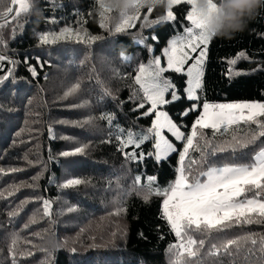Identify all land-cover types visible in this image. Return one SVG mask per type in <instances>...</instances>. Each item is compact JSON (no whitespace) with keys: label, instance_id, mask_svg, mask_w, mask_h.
<instances>
[{"label":"trees","instance_id":"16d2710c","mask_svg":"<svg viewBox=\"0 0 264 264\" xmlns=\"http://www.w3.org/2000/svg\"><path fill=\"white\" fill-rule=\"evenodd\" d=\"M62 3L63 7L55 11L57 22L48 21L53 13L46 0H35L31 14L21 18V27L14 39L10 37L11 26L4 29L7 41L5 54L17 61L29 58V62L37 66L38 75L33 78L21 62L15 69L16 79L0 85V166L22 169L0 174V192L5 194L0 199V249H3L0 264H10L8 247L12 233H19L20 248L32 251L30 257L20 259V264H40L45 254L39 248L55 252L57 264H168L167 247L174 242V236L169 234L165 222L158 218L161 198L151 197V202L145 203L141 196L132 194L123 198L126 211H118L114 203L115 178L125 176L131 169V174L120 181L125 188L131 184V178L137 171L156 175L157 182L165 185L175 178L178 156L172 154L168 161L159 165L150 158L143 164L126 162L116 150L115 141L111 144L102 142L109 132L105 121H97L94 126H74L89 116L102 113H115L117 120L114 123L133 126L138 115L130 111L133 105L125 103L122 109L117 107L118 100L104 95L103 88L110 89L119 100H125L131 83L126 74H134L137 64L146 62L150 57L146 48L134 43L133 34L137 32L139 22L137 28L128 30V34L110 35L99 26L96 0H62ZM185 7H174V11L183 13ZM75 10L82 15H75ZM164 12L163 6H156L150 18H157ZM146 13L147 7L141 10V20ZM111 15L118 17L119 12L113 11ZM81 19L87 20L84 28L90 34L103 36L104 39L91 45L77 43L74 38L60 39L53 44L38 46L40 33L59 32L66 26L78 28ZM185 23L178 15L175 25L168 22L144 30L145 35L151 32L158 36L159 42H152L156 55L161 54L168 39L182 33ZM108 26L111 28L113 22L109 21ZM262 34L264 9L244 31L231 38L211 39L204 66L202 99L216 103L264 102V70L254 71L264 65ZM242 51L249 59H240L235 66H230L228 60L235 59ZM121 53L132 57L131 62L123 63ZM37 57L47 62L42 68L37 65ZM4 67L6 70L12 66L5 62ZM229 67L234 70L231 78L227 75ZM236 72L241 74L236 75ZM165 75L173 80L182 95L179 101L167 105L166 110L178 123L190 126L197 113L192 112L186 117L179 115L193 103L183 98L186 77L173 72ZM78 81L81 85L78 92L65 99L64 93ZM98 81L103 82V87ZM150 120L151 117H148L136 122L137 130L148 126ZM49 128L54 139L49 135ZM175 143L178 148L181 147L179 142ZM79 145L90 147L84 155L59 156L60 152ZM150 146L146 143L142 147L148 150ZM245 151L251 152L252 148ZM50 154L54 157L51 160ZM26 156L28 160H25ZM45 166L46 171L37 188L21 186L13 195H8L13 185L33 183V176ZM73 177L91 183L63 190L57 187L65 179ZM109 181H112L111 189ZM45 198L55 201L52 205L54 223L42 215V199ZM23 201L29 202L23 205L18 215L9 216L10 212L20 208ZM65 201L78 211L67 213L68 204ZM61 209H65L64 214H59ZM33 216L37 217V222L29 223ZM25 224L29 226L25 228ZM246 231L264 232V225H245L230 230L234 234ZM113 233L116 235L113 236ZM161 235L163 239L159 238ZM92 237H95L94 241ZM50 239H55L60 247L50 248L46 243ZM65 239L69 248H77L75 255L63 248L62 241ZM24 241H32L39 248H33L32 244ZM73 241L77 243L74 245ZM93 243L99 247H89ZM223 259L227 264L228 258Z\"/></svg>","mask_w":264,"mask_h":264},{"label":"snow or ice","instance_id":"6c2138e0","mask_svg":"<svg viewBox=\"0 0 264 264\" xmlns=\"http://www.w3.org/2000/svg\"><path fill=\"white\" fill-rule=\"evenodd\" d=\"M96 4L99 6V26L110 35L128 34V30L137 28L139 22L137 32L133 34L134 43L146 48L150 57L146 62L137 64L134 74H126L131 83L128 85L129 95L125 100H119L110 89L103 88L104 95L118 100L117 107L122 109L125 103L133 105L130 111L138 115L132 127L114 123L117 120L115 113L89 116L74 126H94L97 121H105L109 132L102 142L111 144L115 141L116 150L126 162L143 164L150 158L159 165L168 161L172 154L178 156L175 178L165 185L157 182L156 175L137 171L131 178V184L125 188L120 181L130 175L132 170L128 169L125 176H117L114 203L118 211H126L123 198L132 194L141 196L145 203H150L151 197L161 198L158 218L165 222L169 234L174 236V242L167 247L168 264H224L225 257L228 258L227 264H264V232H230L233 228H243L245 225H264V102L253 100L216 103L202 99L200 93L203 91L204 66L213 37L207 32L205 20L196 13L194 0H135L133 9L119 12L118 17L111 15L113 11L104 7L102 0H96ZM46 5L53 13L47 18L48 21L57 22L55 11L63 7L62 0H46ZM181 5L186 6L185 10L177 14L174 7ZM156 6H163L165 12L157 18H150ZM34 7L35 0H0V85L16 79L15 69L21 62L33 78L38 75L37 66L32 65L29 58L17 61L5 54L7 41L4 29L11 26L10 37L14 39L17 29L21 27V18L30 15ZM145 7L147 13L141 20V10ZM211 7L214 9L215 4ZM75 15L82 14L75 10ZM178 15L187 22L181 29L182 35L174 34L167 40L161 54L156 55L152 42L158 43V36L151 32L145 35L144 30L168 22L175 25ZM109 21L113 22L111 28L108 26ZM78 23V28L66 26L59 32L40 33L38 46L53 44L60 39L74 38L77 43L85 45L104 39L103 36L90 34L84 28L86 19H81ZM120 59L123 63H130L132 57L121 53ZM240 59L249 57L242 51L235 59L228 60V63L235 66ZM5 62L12 67L5 70ZM45 63L47 62L40 61L37 57V65L42 68ZM259 70H264V65L254 71ZM113 71L115 73V69ZM168 72L186 77L183 98L193 103L179 115L186 117L192 112L197 113L190 126L178 123L166 110L167 105L182 98L177 85L165 75ZM233 72V67H229V78ZM98 83L103 87L102 81ZM80 87V82H76L64 93V98L76 94ZM148 117H151L150 124L137 130L136 122ZM48 132L54 139L51 128ZM175 142H179L181 147L178 148ZM146 143L151 145L148 150L142 147ZM88 147L90 145H79L72 150L60 152L59 156L67 158L84 155ZM250 147L251 152L245 151ZM53 158L50 154L49 159ZM25 160H28L27 156ZM21 170L17 167L0 166V174ZM44 171L46 166L33 176L31 184L11 186L8 195H13L21 186L37 188ZM51 182L50 180L49 183ZM90 183L89 180L73 177L65 179L57 187L63 190ZM111 187L112 181H109V189ZM4 197L5 194L0 192V199ZM28 202H21L20 208L10 212L9 216L18 215L23 205ZM53 203L55 201L42 199V215L50 223H54ZM65 203L68 204L67 213L78 211L69 202ZM64 212L65 209H61L59 214ZM36 222L35 216L29 221ZM28 226L25 224L24 227ZM157 227L159 230V226ZM159 238L164 237L161 235ZM20 241L19 233L11 234V244L8 247L10 264H20L21 258L32 255L30 249L19 247ZM24 242L32 244L33 248H39L32 241ZM72 243L75 245L77 241ZM62 246L72 255L77 253L75 246L68 247L66 239L62 241ZM89 247L99 245L93 243ZM39 250L45 254L40 264H57L55 252L48 248ZM2 253L3 249H0V254Z\"/></svg>","mask_w":264,"mask_h":264},{"label":"clouds","instance_id":"9594fccd","mask_svg":"<svg viewBox=\"0 0 264 264\" xmlns=\"http://www.w3.org/2000/svg\"><path fill=\"white\" fill-rule=\"evenodd\" d=\"M134 4L135 0H102L104 7L116 12L131 11ZM212 4H215L214 9ZM194 6L196 13L205 20L211 37L231 38L244 31L264 9V0H194ZM46 243L53 249L60 247L55 239Z\"/></svg>","mask_w":264,"mask_h":264},{"label":"rangeland","instance_id":"374dc122","mask_svg":"<svg viewBox=\"0 0 264 264\" xmlns=\"http://www.w3.org/2000/svg\"><path fill=\"white\" fill-rule=\"evenodd\" d=\"M179 35H182V33L181 34H179ZM210 44V43H209ZM208 48H209V46H208ZM193 55H196L195 53L193 54ZM207 56H208V52H207ZM192 61H189V63H191Z\"/></svg>","mask_w":264,"mask_h":264}]
</instances>
